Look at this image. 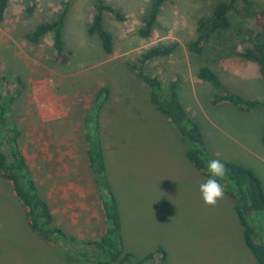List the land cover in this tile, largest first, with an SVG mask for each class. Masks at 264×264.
<instances>
[{
	"label": "rangeland",
	"instance_id": "rangeland-1",
	"mask_svg": "<svg viewBox=\"0 0 264 264\" xmlns=\"http://www.w3.org/2000/svg\"><path fill=\"white\" fill-rule=\"evenodd\" d=\"M107 1L127 17L118 22L105 15L106 28L115 40L111 56L103 53L99 38L88 33L96 13L94 0L70 1L63 29L65 50L71 54L66 65L53 61L52 35L35 44L28 41L27 34L58 19L69 0H36L33 14L28 12L26 0H11L0 24V93L15 92V78L20 77L23 89L13 121L22 130V151L41 195L54 211L56 226L79 241L97 239L104 229L98 193L88 169L85 118L99 90L108 87L110 98L100 113L102 142L108 178L120 205L126 251L144 257L162 245L169 253V264H210L205 256L208 249L215 256L213 264H251L255 257L250 250L251 255L244 248L245 253L228 252L230 238L238 249L242 245L238 220L230 207L233 202L226 195L215 207L204 202L199 186L207 178L188 161L181 135L160 115L151 103L150 91L131 69L150 48L179 43L180 48L171 56L149 61L145 73L159 76L166 91L177 83L181 102L192 117L198 113L202 123L199 111L213 108L215 96L222 92L197 77L198 63L188 53L186 43L195 37L197 20L211 15L224 0H168L148 40L139 30L153 0ZM254 2V9L264 7V0ZM230 18L232 26L216 40L221 49L213 51L218 55V71H214L230 93L264 102L263 79L251 80L235 73L246 69L238 51L233 50L234 46L237 50L242 47L238 32L254 28L255 21L234 15ZM222 59L225 62L219 66ZM225 68L228 75L221 74ZM255 118L263 120L252 112L243 120L230 114L227 121L233 134L248 142L253 137L248 127L258 137L264 133V125L261 129L252 125ZM249 143L251 149L264 148L258 140ZM211 150L220 151L226 161L251 169L264 184V164L245 148L230 144ZM211 158L222 161L215 154ZM194 216H201L202 227L207 220L222 222L216 232L224 236L198 240L205 236V229H198ZM62 252L61 245L49 246L31 231L10 185L0 178V264H87L67 261Z\"/></svg>",
	"mask_w": 264,
	"mask_h": 264
},
{
	"label": "trees",
	"instance_id": "trees-1",
	"mask_svg": "<svg viewBox=\"0 0 264 264\" xmlns=\"http://www.w3.org/2000/svg\"><path fill=\"white\" fill-rule=\"evenodd\" d=\"M11 0H0V24L6 17ZM28 12L33 14L37 8L36 0H26ZM65 2L58 19L44 22L27 34L31 43H39L47 35L53 37L54 56L57 64L66 65L71 54L66 53L63 29L69 13L70 2ZM168 0H153L151 10L145 17L139 34L143 39L153 36L158 18ZM254 0H224L219 2L209 16L197 20L194 39L186 43V49L198 66L197 77L213 85L222 92L215 96L213 103L229 102L242 111L264 109V102L249 100L241 95L230 93L218 73L206 62L205 56L214 54L221 46L216 40L219 35L232 26L231 15L238 18H253L254 28L239 30L242 39L238 56L256 64L258 73L264 82V7L254 9ZM96 13L88 33L99 38L103 53L113 55L115 40L106 28L105 15L110 14L118 22H125L127 17L106 0H94ZM179 43L159 44L150 48L131 69L150 91V100L157 111L181 135L186 145V157L195 170L209 179L207 163L211 160L206 138L200 125L192 118L181 102L177 83L166 91L159 76L145 73L146 64L154 59L167 58L178 48ZM235 48V49H234ZM219 49V50H220ZM201 62V63H200ZM16 82V83H15ZM15 92L0 93V178L7 182L25 213L28 227L49 246H62L63 257L67 261H82L87 264H169V253L159 245L153 252L138 257L126 251L123 234V222L118 198L108 178L106 151L103 145L100 113L105 102L110 98V90H99L94 103L85 118L87 163L95 184L98 200L104 217V229L94 240L79 241L75 236L56 226L52 208L38 188L28 161L21 148L22 130L13 121V114L21 96L23 82L15 78ZM264 144V138H263ZM226 170V177L220 180L226 197L233 202L234 213L243 229L245 244L254 255L258 264H264V186L262 180L251 169L230 161H221ZM263 216V218H261Z\"/></svg>",
	"mask_w": 264,
	"mask_h": 264
},
{
	"label": "crops",
	"instance_id": "crops-1",
	"mask_svg": "<svg viewBox=\"0 0 264 264\" xmlns=\"http://www.w3.org/2000/svg\"><path fill=\"white\" fill-rule=\"evenodd\" d=\"M205 58H206V60H205ZM205 58L203 59L202 63L206 62L210 67H212V69L217 70L216 69L217 68L216 67L217 63L215 62V60L218 58V55L217 54H209V55L205 56ZM223 59H224V57H223ZM223 59L221 60V62L218 63L219 66L222 65L225 62ZM218 60H220V59H218ZM241 61H242L241 63H244V65H245V66H243V68H246V69L235 70V73H237L238 75L248 76L251 80L255 79L256 77L260 78V76L258 75L257 66H253L252 63L247 62V61L242 60V59H241ZM229 66H230V64L226 65L227 68ZM236 69H238V68H236ZM196 70L198 72V69H196ZM224 71H225V73L222 72L221 74L222 75H228V74H226V73H228V69L225 68ZM218 75L220 76L219 73H218ZM220 78H221V76H220ZM248 99L249 100H259V99L252 98V97L248 98ZM212 107L213 108H211L209 111H201V110L199 111V112L202 113V117L204 118L203 119L204 123H203V121H202V123L199 122L198 117H196L198 115V113L197 114H193V117H192L196 122H198V124L200 125L202 131L204 132V135H205V138H206V143L207 144L209 143V147L207 145V148H209L210 155L211 154L218 155V156H220L222 158V161H226L224 155H222V153L220 151L211 150V149L214 146H216V147L226 146L227 147V146H230V144H235L238 147H241L243 149L245 148V151H247L250 154V156H253L254 160H257V158H258L264 164V148H262V150H256V147H255V149H251V146H250L251 144L249 143L250 141L258 140L261 143V145H264L263 144L264 133L261 134L258 137L255 134L256 131H254L253 129H252L253 131H251V128L248 127V130L253 134V137H251L249 139V141L247 142L245 140H242V136L241 135L237 137V136H235L233 134L234 131H231V129L229 128V123L227 121V118H228V116L230 114H234L235 119L243 120L246 117H249L252 112H255L257 115L258 114L261 115L263 120L259 122V118H255L252 121V125L254 126V128L260 127V129H261L262 125H264V109H252V110H248V111H242V110L238 109L237 107H235L234 105H232L229 102H220V103L212 105ZM256 123H257V126H255ZM206 134H207V137H208V141H207ZM247 134H249V133H247ZM252 134H250V135H252ZM262 183H263V181H262ZM263 186H264V184H263ZM224 196H225V193H224ZM225 198H226V196H225ZM230 207H231L232 215L235 217V219H237V217H236V215L234 213L233 204H230ZM52 212H53V215H54L53 209H52ZM200 218H201V216H194L193 223L195 225L196 224L200 225L201 224ZM55 221H56V217H55ZM219 222L220 221H218V220H214L213 222H211V220H207V221L204 222L203 227L200 225L198 227V229L199 230L205 229V231H204L205 236L201 237L198 240H201V239L205 240V239H210V238H214V237L218 238L220 234L222 236H224L223 232L222 233L216 232L217 231L216 227L219 226L218 225ZM220 223H222V222H220ZM236 223H237L238 229H239V231L241 233L240 234V238H241V241H242L241 249H238L234 239L230 238V240L232 241L230 243V249L231 250L229 249L228 252H232V254H234V251H240V252L243 253L244 249H245V251L248 252V255H251L250 252H249V248L247 247V245L245 244V241H244L243 229L241 228L239 221L238 222L236 221ZM183 238L187 239L185 236H183ZM193 239H196V238L194 237ZM183 242H185V241H183ZM189 243H192V242L190 241ZM198 243L201 244V243H204V242H195L194 244H198ZM205 256L210 259V264H213V260L215 258L213 253L207 249L205 251ZM250 262H252L251 264H258V262H257V260L255 258H254V260H251Z\"/></svg>",
	"mask_w": 264,
	"mask_h": 264
},
{
	"label": "clouds",
	"instance_id": "clouds-1",
	"mask_svg": "<svg viewBox=\"0 0 264 264\" xmlns=\"http://www.w3.org/2000/svg\"><path fill=\"white\" fill-rule=\"evenodd\" d=\"M210 178L199 186L204 202L215 207L219 200L224 197V188L220 180L226 177L227 170L224 164L218 159H211L207 163Z\"/></svg>",
	"mask_w": 264,
	"mask_h": 264
}]
</instances>
